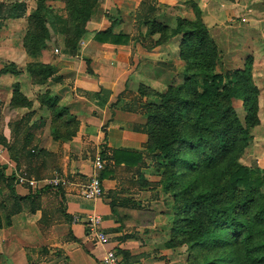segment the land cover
<instances>
[{
	"label": "rangeland",
	"instance_id": "1",
	"mask_svg": "<svg viewBox=\"0 0 264 264\" xmlns=\"http://www.w3.org/2000/svg\"><path fill=\"white\" fill-rule=\"evenodd\" d=\"M41 1L45 8L51 10V15L44 9L41 10ZM81 1L85 3L82 4ZM78 2L79 7L89 4L90 16L85 23H81L83 17L77 21L72 15L74 5ZM16 3L24 6V16L20 20H0V47L7 44L24 45L26 41L30 50L41 54L30 56L24 69L33 84V98L27 101L26 97L15 90L9 107L32 110L46 102L47 98H53L50 86L55 82L51 77L46 78L42 72L46 65L75 61L82 64L84 69L90 67L88 56L91 54L85 44L92 40L95 32L109 29L113 34L128 36L125 45H112L115 49L109 52L110 63L120 62L122 65L116 66L123 67L124 64L127 69L138 61V75L142 79L139 81L145 84L137 85V79H129L128 82L133 84L125 85L119 93V98L126 97L129 104L116 98L119 102L111 103L109 109L117 108L116 104L119 107L129 105L139 111L146 122H150L149 133L144 125L140 130L147 138L146 150L148 142L152 145L159 139L176 137L184 140V143H179L175 148L179 160L175 168L169 164L157 163L153 158L154 154L150 152L148 172L141 171L140 167L138 171L129 172L134 181L131 183L135 185L132 186L135 192H144V195L137 193V198L142 200L140 209L143 210L136 218L139 222L148 224L141 233L140 238L144 240L140 243L144 244L141 246L143 251L139 254H147L153 264H208L211 260L214 264H236L234 254L223 243L215 250H212L215 241L208 242L204 248L190 249L179 232L184 227L186 211L183 206L187 194L194 195L197 190L203 189L204 184L206 187L208 184L218 188L228 187L232 193L227 194V197L225 193L222 194L221 199H226L224 202H231L237 196L238 202H242L246 198L248 187L255 201L264 195V0H0V5L3 6L0 12L8 11L9 6ZM36 11L38 18L33 17ZM41 18H45L47 22H41ZM178 22H182V30H199L205 33L206 46L208 45L211 53L208 56L210 62L198 59L197 65H194L180 60V44L184 33L170 36ZM81 30L84 33L78 37ZM41 43L46 44L45 50H41ZM73 46L76 47V55L66 54ZM7 72L15 75L16 67L0 59V76L8 75L5 74ZM54 74L57 76L56 72ZM215 75L220 78L213 79ZM227 76H232L229 81L233 86L237 82L244 88L247 96L245 100L224 96L225 88L232 86L228 84L225 78ZM153 77L155 80H152ZM188 80L190 85L178 93L185 101L180 109L182 111L185 108L183 114L180 116V112L177 115L176 111L171 113L176 102L168 100L173 94L169 89L182 86ZM71 82L70 76L62 78L60 83L65 85ZM209 93L211 97L207 102ZM76 94L92 102L97 100L99 107L105 106L103 103L106 102L101 101L100 92L82 94L76 91ZM160 94H167L164 96L168 100L165 108V100L158 97ZM198 95L204 96L206 102H201L196 107L187 104L197 102ZM62 104L49 108L51 117L53 112L64 108ZM76 104L78 103H70ZM206 108L211 110L204 112ZM227 110V116H222ZM161 111H166L164 115L171 123L159 124L155 119L146 117L145 112L159 115ZM214 113L218 114V118L221 115L226 119L221 124L224 123L231 129L220 139L201 130L212 124L211 115ZM199 117L206 123L197 124ZM69 120L64 122L69 123V128L64 129L68 130L67 133L63 135L53 128L54 134L64 139L74 135L77 122ZM25 130L22 128L21 136L27 135ZM197 141L200 145H197ZM31 146L33 143L29 147ZM29 151L35 152V149ZM210 155L212 161L208 167H204L207 160L204 157ZM96 157L92 153V165ZM239 169L251 173L248 187L229 186V177ZM174 171L178 175L177 185L171 179ZM199 173H202L200 178ZM124 175L129 174L126 172ZM178 193L182 195L176 196ZM3 197L0 194V201ZM255 205L256 202L250 204L251 211L238 216L247 220ZM1 218L2 213L0 221ZM174 227L180 231L174 233ZM229 236L223 234L221 241ZM168 243H171V248H166ZM35 250L38 252V248Z\"/></svg>",
	"mask_w": 264,
	"mask_h": 264
},
{
	"label": "crops",
	"instance_id": "2",
	"mask_svg": "<svg viewBox=\"0 0 264 264\" xmlns=\"http://www.w3.org/2000/svg\"><path fill=\"white\" fill-rule=\"evenodd\" d=\"M105 45L86 41L93 75L86 74L82 64L75 61L50 64L56 68L57 76L63 79L71 76L72 79L71 84L52 83L50 86L51 97L58 100V105L63 103L66 109L60 115L53 112V117L43 102L32 110L9 107L13 91L17 90L30 101L34 88L24 70L29 56L23 45L0 47V59L16 67L15 75L7 72L8 75L0 76V141L3 143L0 142L3 148L0 194L4 196L0 201V205L3 204L0 213L4 218L0 221V264H101V255L108 249H114L123 264H153L147 254H139L144 244L140 243L144 240L140 238L141 233L148 224L136 218L143 210L140 209L142 200L137 198L139 191L135 192L129 173L138 167L148 172L150 167L151 156L145 148L147 138L140 131L146 120L129 105L119 107L116 104L117 108L109 109L111 103L118 101L116 98L124 86L133 84L128 82L129 79H137V85L145 82L139 78L138 61L127 69L124 64L123 67L116 66L122 64L110 63L109 59V52L115 48ZM76 91L82 94L100 92L105 106L99 107L97 100L92 102L77 95ZM119 100L129 104L126 97ZM70 117L77 122L74 135L67 139L55 135L53 128L63 135L67 133L64 129L69 128V123L64 122ZM22 128H26V136H21ZM31 149L35 152L28 151ZM114 150L137 152L141 154V160L134 166L115 165L112 160ZM92 153L95 157H104L107 175L102 176V196L85 201L80 191L93 171ZM20 168L36 179L59 173L65 175L67 182L56 190H28L13 182V171ZM126 172L129 175H124ZM11 190L15 197L23 200L16 201ZM139 194L144 195V192ZM87 215L102 219L103 231L109 236V243L104 248L87 241L82 223H73L75 217L84 219Z\"/></svg>",
	"mask_w": 264,
	"mask_h": 264
},
{
	"label": "trees",
	"instance_id": "3",
	"mask_svg": "<svg viewBox=\"0 0 264 264\" xmlns=\"http://www.w3.org/2000/svg\"><path fill=\"white\" fill-rule=\"evenodd\" d=\"M82 2V1H81ZM40 7L41 10L44 9L47 14L49 15L51 10L48 8H45V6L41 2ZM38 3V5H39ZM82 2V4H84ZM3 6L0 5V8ZM89 4L87 3L84 7H79V2L74 5V9L72 10V15L75 16L76 20L79 21L81 17L83 19L81 20V23H85L90 16V10H89ZM1 10V9H0ZM24 6L21 3H16L11 6H9L8 11L0 12V20L5 19H19L24 16ZM37 11L34 12L33 17H37ZM51 15V14H50ZM45 17V16H43ZM41 22H47L45 18H41ZM84 31H79L78 37L83 35ZM179 33H184L182 38V43L180 44V52H179V58L181 61H185L190 63H193L194 65H197V60H209L208 56L211 55L209 52V49L206 46V36L204 32H200L199 30H182V22H178L176 27L171 30L170 36L174 37L178 35ZM188 39V40H186ZM195 39V40H193ZM92 40L100 43V44H110L115 46H123L128 41V36L124 34H113L111 30H103L98 31L93 34ZM24 49L27 53V55L34 56L36 53H38L36 50H30L29 47L26 44V41L24 42ZM46 49V44L41 43V50ZM40 50V51H41ZM40 53V52H39ZM38 53V54H39ZM68 55H76V47L73 46L69 52H65ZM41 54V53H40ZM200 57H199V56ZM88 63V62H87ZM210 64V63H209ZM56 71V68L52 65H46L42 69V72L45 73V77L52 78V81L55 83H60L62 80L61 76H54ZM41 72V73H42ZM85 73L88 75H93L90 68L87 66L85 68ZM54 74V75H53ZM218 79L220 77L213 76V79ZM228 81L229 85H232V82L229 80L232 78L225 77ZM190 80L184 83V85L179 86L174 89H169V92L171 90L173 91L171 94V98L168 100H173L176 102V106L172 108V112L180 113V116L183 114L185 108L180 110L183 104L185 103L184 99L180 96V93L182 90L188 87V84L190 85ZM225 94L224 96L227 98H233V99H240L245 100L247 98L244 88L240 86L239 83L236 82L235 86H230L225 88ZM139 95L141 97H144V94L139 92ZM167 95V94H166ZM166 95H159L158 97L160 99L165 100L163 103V108L166 107V103L168 100L165 99L164 96ZM211 97V94H208V98L204 96L198 95L196 97L197 102H188V105H191L193 107L198 106L201 102H208V99ZM206 100V101H205ZM191 103V104H190ZM43 104H46L49 108L56 107L58 105V100L56 98H47L46 102H43ZM209 108V107H208ZM206 108L204 112L207 110H211ZM66 109L62 108L61 110L57 111L56 114L60 115L62 112H65ZM166 112V111H165ZM163 111L160 112V114H152L150 112L147 113L146 117L147 119H155L157 123L159 124H168L171 123V120L167 118ZM228 110L222 114V116H227ZM218 114L214 113L211 115V118H213V122L210 126H206L205 128H202L201 130L205 133L212 134L216 139H220L221 137H225L231 129L228 128L226 125L221 124L226 119H223L221 115H219V118L217 117ZM180 118V117H179ZM70 121L72 120L71 117L68 118ZM149 121V120H148ZM200 123L204 124L203 120L199 117V120L197 121V124L200 125ZM147 127V131L149 133L150 129V122H146L144 125ZM144 132V131H143ZM236 132V131H235ZM149 138V137H148ZM1 142V141H0ZM184 143V140L176 139L174 138H168V139H159L154 144L150 145V142L147 144V152L150 154L152 152L154 160H156L157 163H165L169 164L173 168H175V165L177 164L178 160V154L175 151L176 146L179 143ZM220 143L222 141H219ZM2 143V142H1ZM29 142L26 143V146ZM3 144V143H2ZM197 145H200V142L197 141ZM4 146V145H3ZM220 149V148H218ZM29 151V150H28ZM207 159L205 161L204 167H208L210 162L212 161V156H206L204 157ZM102 159L104 157L102 156ZM112 160L114 161L115 165L125 164L126 166H134L141 160V154L134 152V151H127V150H114L112 152ZM18 168V167H17ZM105 168V166H104ZM105 169H102V171L99 174L100 181L102 180L103 175H107V171H104ZM173 184L177 185V178L178 175L175 173V171L171 174ZM202 176V173H199V178ZM251 173H248L245 169H239L236 170L231 174L229 177V186H233V188H237L239 185H247L250 182ZM13 179V177H12ZM10 189L11 186L8 185ZM203 189L197 190L194 195L187 194V198L185 199V205L183 206V209L186 211L184 212V227L181 229L173 228V232L177 233L179 232L182 239H184V243L190 248L194 249L196 247L204 248L205 245L210 241H215V243L212 245V250H215L219 248V245L221 243L224 244V247L229 248L232 253L234 254V262L236 264H264V195L260 197L259 200L255 201L252 192L249 191V188H246L247 195L246 198L242 200V202H238L237 198L235 197L234 200L229 202H224L225 200L221 199V196L223 193H225L226 197L227 194L231 195V191L228 189V187L225 188H218L216 186H212V184H208L206 187V184L202 187ZM172 189V188H171ZM42 190V189H41ZM184 191H187L185 189ZM12 195L14 196L13 190H11ZM182 194H177L176 196H180ZM14 199L16 201H21L23 198H17L14 196ZM256 202V205L252 208V215L246 220L238 215L243 216L242 213H246V211H251L249 205L254 204ZM0 207H3V204L0 205ZM191 211V212H189ZM1 228V224H0ZM227 229V231H225ZM229 234L230 236L225 239L223 242L221 241L222 235ZM166 248H171V243L166 244ZM207 264V263H206ZM208 264H214L213 260L209 261Z\"/></svg>",
	"mask_w": 264,
	"mask_h": 264
},
{
	"label": "built area",
	"instance_id": "4",
	"mask_svg": "<svg viewBox=\"0 0 264 264\" xmlns=\"http://www.w3.org/2000/svg\"><path fill=\"white\" fill-rule=\"evenodd\" d=\"M3 148L0 147V155ZM104 166L103 159L97 156L93 162V171L80 191V196L85 201H94L99 199L102 194V184L99 174ZM14 183L28 190L59 189L67 180L65 175L55 173L49 178L36 179L29 176L24 170L16 169L13 171ZM73 223H82L85 230L87 241L98 248H104L109 243V236L103 231L102 219L97 215H87L84 219L75 217ZM101 264H123L121 258L114 249L103 251L100 258Z\"/></svg>",
	"mask_w": 264,
	"mask_h": 264
}]
</instances>
